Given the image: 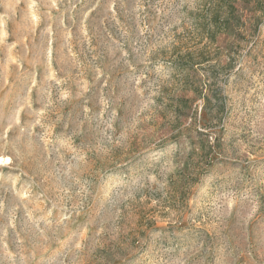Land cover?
Listing matches in <instances>:
<instances>
[{
	"label": "rangeland",
	"instance_id": "374dc122",
	"mask_svg": "<svg viewBox=\"0 0 264 264\" xmlns=\"http://www.w3.org/2000/svg\"><path fill=\"white\" fill-rule=\"evenodd\" d=\"M0 264H264V0H0Z\"/></svg>",
	"mask_w": 264,
	"mask_h": 264
},
{
	"label": "trees",
	"instance_id": "16d2710c",
	"mask_svg": "<svg viewBox=\"0 0 264 264\" xmlns=\"http://www.w3.org/2000/svg\"><path fill=\"white\" fill-rule=\"evenodd\" d=\"M220 1L222 2V0H220ZM224 1H226V0H224ZM221 4H219V5H221ZM211 18L213 19V23L211 24L212 26H210L209 28H206L207 29L206 33H207V37H209L210 40H214L216 35H218L220 33H224V31L228 30V28H229L228 23H227L228 18H225L224 23L218 22V21H220V13L218 12V10L212 13ZM222 20L224 21V19H222ZM180 99H184V98L181 97ZM185 101L187 102V100H185Z\"/></svg>",
	"mask_w": 264,
	"mask_h": 264
}]
</instances>
